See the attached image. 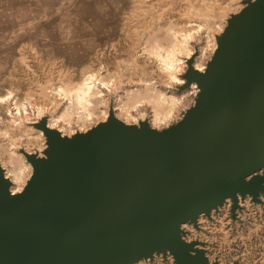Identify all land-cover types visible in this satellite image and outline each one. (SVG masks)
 <instances>
[{"label":"water","instance_id":"obj_1","mask_svg":"<svg viewBox=\"0 0 264 264\" xmlns=\"http://www.w3.org/2000/svg\"><path fill=\"white\" fill-rule=\"evenodd\" d=\"M243 4L204 68L186 60L183 87L197 92L176 124L110 115L70 137L35 124L46 148L21 152L32 168L21 191L0 167V264H210L182 226L264 195V0Z\"/></svg>","mask_w":264,"mask_h":264},{"label":"rangeland","instance_id":"obj_2","mask_svg":"<svg viewBox=\"0 0 264 264\" xmlns=\"http://www.w3.org/2000/svg\"><path fill=\"white\" fill-rule=\"evenodd\" d=\"M46 1L51 10L33 18L20 12L15 17L0 13V99L9 95L0 102V167L14 192L23 189L32 173L21 152L44 157L46 139L34 127L42 120L66 137L106 122L110 115L136 127L147 122L157 130L181 120L197 92L193 86L183 87L186 60L204 68L216 37L246 0ZM189 26L199 30L188 53L177 57V81L169 82L149 51L166 48L172 32ZM91 74L98 80L100 97L91 103L90 119L81 123L72 117L65 122L62 115L72 100L57 97L56 90L65 89L67 94ZM156 93L176 102L170 119L161 124L153 122L150 97ZM13 158L23 165L20 179L14 175ZM258 199L239 198L234 213L226 200L209 218L201 216L196 226L183 225L182 239L198 242L196 247L204 250L210 264H264V195ZM134 264L174 261L168 254H155Z\"/></svg>","mask_w":264,"mask_h":264},{"label":"bare ground","instance_id":"obj_3","mask_svg":"<svg viewBox=\"0 0 264 264\" xmlns=\"http://www.w3.org/2000/svg\"><path fill=\"white\" fill-rule=\"evenodd\" d=\"M198 30V26H189L183 30L172 32L169 36V44L166 48L156 46L149 51L150 56L154 59L155 62L158 63V69L161 73H163V75H165L169 82L177 81V79L174 78V74L177 73V68H179L177 61L180 60L177 59V57L188 53L189 43L192 40L193 35L196 34ZM97 82V78H95L91 74L89 76H84L81 79L80 83L73 86L67 94H65L64 92L65 89L59 88L56 90L57 97L67 96L71 97L72 100L71 107L68 108L67 112L62 115V118L65 122L69 123L72 117L74 118V121L81 123L86 122L90 119L91 103L93 100H98L100 97L99 91L97 90L96 86ZM46 96L48 95L46 94ZM7 98H9V95H7V97L5 98L1 97L0 102L6 100ZM150 99L153 109V122L155 124L167 122L170 119L173 108L175 106V100L168 99L160 93H156V95L152 98L150 97ZM69 110H71V113H69ZM13 162L15 163V169L13 171L14 175L16 178L20 179L23 174V165L14 158ZM3 176L5 177V174ZM7 187L9 192L16 193L14 192V187L11 180ZM228 199L229 198H226L225 201Z\"/></svg>","mask_w":264,"mask_h":264},{"label":"crops","instance_id":"obj_4","mask_svg":"<svg viewBox=\"0 0 264 264\" xmlns=\"http://www.w3.org/2000/svg\"><path fill=\"white\" fill-rule=\"evenodd\" d=\"M51 7L45 0H0V13L6 17H15V13H25V17L33 18L38 13L50 11Z\"/></svg>","mask_w":264,"mask_h":264}]
</instances>
